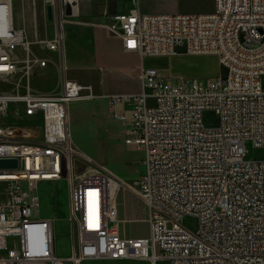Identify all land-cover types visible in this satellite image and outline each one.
<instances>
[{"label":"built area","instance_id":"1","mask_svg":"<svg viewBox=\"0 0 264 264\" xmlns=\"http://www.w3.org/2000/svg\"><path fill=\"white\" fill-rule=\"evenodd\" d=\"M83 0H45L53 23L46 49L65 53L68 17ZM137 3V0L133 1ZM209 13H142L108 17L105 28L128 52L217 56L225 77H180L143 68L138 93L110 95L125 143L145 153V172L121 179L80 149L70 130V106L96 98L91 85L64 75L51 96L18 84L0 93V264H80L84 259H143L152 264H264V160H247L246 141L264 147V0H214ZM15 0H0V75L30 77L49 60L31 56L16 27ZM22 49L24 56L18 54ZM24 57V58H23ZM132 106L130 119L116 103ZM205 110L219 116L206 127ZM69 183L71 256L56 252L53 219L41 215L38 185ZM136 197L148 214L149 236L119 232L117 193ZM198 219L196 232L182 225Z\"/></svg>","mask_w":264,"mask_h":264},{"label":"rangeland","instance_id":"2","mask_svg":"<svg viewBox=\"0 0 264 264\" xmlns=\"http://www.w3.org/2000/svg\"><path fill=\"white\" fill-rule=\"evenodd\" d=\"M201 8L199 6L198 9L201 10ZM45 10V0H15L16 27L25 32L30 42L31 56L47 59L53 65L51 66L48 63V66L43 69L38 66L34 67V71L29 78L22 77V74L19 73L0 75V93L17 90L18 84L21 83L22 86H30L35 92L55 96L61 91L62 77L64 75L73 77L67 68L65 55L60 58L58 53L52 55L46 49L45 41L51 38L53 23L47 20ZM67 21V29L76 28L77 23L75 19L69 16ZM66 28L65 53L67 54L68 32ZM18 54L24 56L25 53L22 49H19ZM152 64L158 67L163 78L168 79L172 77L171 81L173 84L180 82L179 75H176V72L180 68L179 65H171L163 60H156ZM188 64L192 66L194 75H186L185 78L198 77L206 79L214 77L219 73L223 77L227 74L225 67H222V72L221 70L219 71V59L217 56L193 55L186 59V65ZM76 73V76H80L81 82L93 87L98 97L89 101L80 100V120L79 103L74 104L75 102H73L71 104L70 118L74 142L86 154L97 162L104 164L118 177L133 182L135 178L140 177L146 170L145 164L140 163L144 151L140 148L138 149L136 145L125 144V138L128 134L125 133L122 127V121L115 116L111 105L112 99L100 96L102 93L98 90L95 77L90 75L82 65L76 70ZM115 107L117 114L124 113V107L120 102L116 103ZM203 121L206 127H216L219 124V116L212 110H205ZM246 151L245 158L247 160H264V147H255L251 140L246 141ZM138 169L139 171L141 170L140 173H138ZM131 177L133 178L132 180H130ZM38 194L41 197V215L50 216V219H53L55 222L58 251L70 252V195L67 179L59 180L56 183L43 184L38 189ZM117 200L120 210L119 216L122 217L125 214L122 194L119 195ZM182 225L192 232H196L199 229L198 219L194 216L184 217ZM158 262L166 263L168 261L160 260ZM65 264L73 263L66 260Z\"/></svg>","mask_w":264,"mask_h":264},{"label":"crops","instance_id":"3","mask_svg":"<svg viewBox=\"0 0 264 264\" xmlns=\"http://www.w3.org/2000/svg\"><path fill=\"white\" fill-rule=\"evenodd\" d=\"M83 0L80 3V19L76 20V28L67 29V68L70 74L75 77H69L80 83V76H76V70L82 65L90 75L95 77L98 90L102 93V97L109 98L110 95L118 93H138L142 89L140 73L143 68H157L152 62L166 61L171 65H179L176 72L178 77H186V75H194L192 66L186 65V59L193 55L186 54L182 46H178V53L170 56H147L142 57L136 52H128L124 49L120 38L112 35L104 26L108 17L114 13L128 12L137 7L142 13H159V14H176L194 12L209 13L214 10V0ZM202 7L201 10L198 8ZM197 8V9H196ZM66 52V40H65ZM54 55L56 52H51ZM61 58V56L59 55ZM81 57V58H80ZM151 63V64H149ZM49 65H53L52 62ZM178 67V66H177ZM218 65L219 71L221 70ZM46 68V67H45ZM43 69V68H42ZM77 78V79H76ZM96 97H98L96 95ZM79 103V120H80V101ZM123 105V104H122ZM124 113L127 119L132 116V106L123 105ZM121 121V120H120ZM122 127L125 130L126 125L122 121ZM70 130L71 118H70ZM126 133V132H125ZM73 137V136H72ZM127 144V143H125ZM139 149V148H138ZM145 158L143 153L140 163ZM139 163V162H138ZM143 167V165H141ZM139 171V169H138ZM141 171V170H140ZM140 171L138 173H140ZM139 178V177H138ZM133 178L131 177L130 180ZM135 178L133 181H135ZM56 183L58 181H42L38 185V189L45 183ZM131 182V181H128ZM122 194V202L124 212L122 217L119 216L118 204V220L119 232L124 237L143 238L149 236L150 227L148 222V214L143 209L140 201L130 192L121 190L117 193V199ZM40 197V196H39ZM41 201V197H40ZM42 206V204H41ZM44 218L50 216L43 215ZM42 216V217H43ZM56 252L63 258L71 256L70 252L58 251L56 236ZM80 264H152L148 260L143 259H84ZM156 264H169L157 262Z\"/></svg>","mask_w":264,"mask_h":264},{"label":"water","instance_id":"4","mask_svg":"<svg viewBox=\"0 0 264 264\" xmlns=\"http://www.w3.org/2000/svg\"><path fill=\"white\" fill-rule=\"evenodd\" d=\"M16 164L15 161H0V166H14Z\"/></svg>","mask_w":264,"mask_h":264},{"label":"trees","instance_id":"5","mask_svg":"<svg viewBox=\"0 0 264 264\" xmlns=\"http://www.w3.org/2000/svg\"><path fill=\"white\" fill-rule=\"evenodd\" d=\"M221 72H222V67H221Z\"/></svg>","mask_w":264,"mask_h":264}]
</instances>
